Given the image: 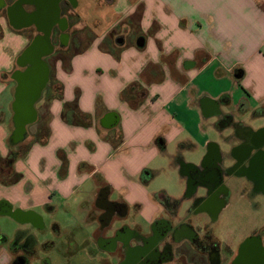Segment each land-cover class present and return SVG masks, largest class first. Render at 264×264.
<instances>
[{"label":"crops","instance_id":"0c3cea01","mask_svg":"<svg viewBox=\"0 0 264 264\" xmlns=\"http://www.w3.org/2000/svg\"><path fill=\"white\" fill-rule=\"evenodd\" d=\"M13 2L0 0V93L13 92L12 115L0 105V160L13 152L18 158L11 171L0 169V218L18 222L16 238L29 226L45 231V212L76 201L89 227L99 223L84 246L115 264L99 241L105 211L97 200L107 188L106 202L125 205L126 218L115 216L104 236L121 223L147 236L155 220L167 218L199 236L210 231L219 243L215 260L205 253L200 264H235L249 238L234 246L252 185L246 176H227L228 206L213 223V210L202 203L221 184L196 185L194 176L239 161L259 182L252 199H264V0H75L69 13L63 8L75 45L59 57L48 42L49 51L35 58L44 71L39 87L26 90L17 73L33 29L10 17ZM88 32L95 37L89 42ZM17 118L24 133L14 143ZM238 131L260 144L249 146ZM163 175L169 188L155 183ZM176 202L172 218L165 203ZM188 239L181 236V245ZM7 242L0 234V264L17 257Z\"/></svg>","mask_w":264,"mask_h":264},{"label":"flooded vegetation","instance_id":"af4514ba","mask_svg":"<svg viewBox=\"0 0 264 264\" xmlns=\"http://www.w3.org/2000/svg\"><path fill=\"white\" fill-rule=\"evenodd\" d=\"M59 1L14 0L11 7H9L10 17L18 26L24 27L23 30L33 29L28 53H25L21 57L17 73L19 82L23 85V90H26V87L28 88L30 85H32L31 88L38 89L44 71L42 65L36 63L35 58L49 51V48H47L48 42L56 46L55 54L59 57L63 56L64 51H67L68 45L73 44L74 46L76 43L78 35L70 33L67 19L64 20L65 14L63 11L64 6H66L67 13H69L75 6V0L60 2L61 10L57 5ZM29 4H33V6ZM58 50L60 51L58 52ZM52 54L50 55L52 56ZM227 121L228 119H223L222 122L226 123ZM239 136L246 137L248 145L252 147L258 146L261 141L258 136H250L245 132H240ZM241 149L243 148L239 147L235 150L236 157H241L237 154ZM215 173L209 177L208 175L196 172L194 176L196 185L205 184L207 180L219 185L221 184L217 195L202 203L204 208L208 207L213 210L215 214L213 223L218 221L221 210L228 206L230 192L223 185L227 176H237L236 178L239 179H245L244 176H246L245 181L252 185L250 198L255 197L254 191L259 184L254 177L255 175L250 174V170L243 167L239 161L226 169L221 170L218 168L215 170ZM107 191V188L103 189L97 200V205L103 207L105 211L102 217V234L99 237V241L103 248L113 251L115 264H169L170 262H175L176 264H200V256L205 253H208L209 257L215 260V254L219 250V243L212 241L210 231H205L203 236H199L197 232H191L189 230L190 227L184 228L185 225L183 223L174 227L171 219L167 218L155 220L147 236L141 235L123 223L119 224L111 236H104L106 230L115 222L113 221L115 216H118L121 222L126 218L125 205H112L106 202ZM201 201V198L195 199L190 206V212H195L194 206ZM165 204L168 206L171 217L176 218L179 203ZM30 218L35 224H38L36 218ZM19 220L22 221V219ZM188 225L191 224L189 223ZM263 234L264 231H256L253 236L262 237ZM19 235L20 238L18 237L17 242L12 246L14 250L19 252L13 264H28L29 255L33 253V248H31L32 241H26V239L32 236L31 234L22 232ZM183 235L188 236L189 239L186 244L181 245L182 241L179 239Z\"/></svg>","mask_w":264,"mask_h":264},{"label":"rangeland","instance_id":"374dc122","mask_svg":"<svg viewBox=\"0 0 264 264\" xmlns=\"http://www.w3.org/2000/svg\"><path fill=\"white\" fill-rule=\"evenodd\" d=\"M75 16L74 14L73 19H71L72 25H77L80 22ZM83 32L78 31L77 33L83 34ZM84 37L87 38L88 42L95 38L92 32H88ZM12 93L11 90L9 94L0 93V105L6 106L11 115ZM214 138L220 139V137ZM166 176H160L155 180V183L157 182V185H160L157 186L158 188L170 187L166 182L161 181V179H167ZM247 202L250 205L247 206L246 214L242 216L241 220L238 218L237 222L244 224V228L241 227V231L235 233L233 237L234 246H237L238 243L240 245L264 225V199L254 201L251 198ZM59 203L61 204V202ZM54 207L55 210L50 215H47L45 210H40L45 212L44 215H46L47 228L45 231L32 229L31 226L21 231L22 233L31 234L33 237L26 239V241H32L31 248H33V253L29 255L28 264H103L101 259H106V255L101 254L98 250L96 251L93 245L84 246L85 239L98 228L99 223L94 222L89 227L85 221L86 212L77 209L76 201L69 202L61 210H57L61 205ZM20 227L15 220L0 218V234L7 238V246L12 247L17 242L16 230ZM104 264H106V261H104Z\"/></svg>","mask_w":264,"mask_h":264},{"label":"water","instance_id":"95a60500","mask_svg":"<svg viewBox=\"0 0 264 264\" xmlns=\"http://www.w3.org/2000/svg\"><path fill=\"white\" fill-rule=\"evenodd\" d=\"M142 46V43H139ZM21 93L17 95L15 110L19 113L22 105ZM16 130L12 135V142L16 143L21 140L24 133V123L19 118L16 119ZM235 264H264V246L260 237H249L239 249L238 258Z\"/></svg>","mask_w":264,"mask_h":264},{"label":"trees","instance_id":"16d2710c","mask_svg":"<svg viewBox=\"0 0 264 264\" xmlns=\"http://www.w3.org/2000/svg\"><path fill=\"white\" fill-rule=\"evenodd\" d=\"M17 158H18V153L13 152L6 160H0L1 173H3L5 169H10L11 171Z\"/></svg>","mask_w":264,"mask_h":264}]
</instances>
